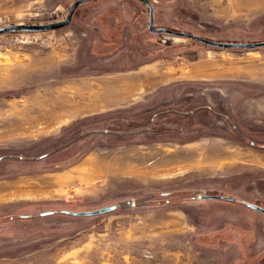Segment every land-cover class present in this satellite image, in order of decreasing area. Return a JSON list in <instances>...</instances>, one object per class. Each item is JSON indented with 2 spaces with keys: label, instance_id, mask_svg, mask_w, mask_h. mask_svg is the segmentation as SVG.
<instances>
[{
  "label": "rangeland",
  "instance_id": "1",
  "mask_svg": "<svg viewBox=\"0 0 264 264\" xmlns=\"http://www.w3.org/2000/svg\"><path fill=\"white\" fill-rule=\"evenodd\" d=\"M73 1L0 0V27ZM148 1L156 27L264 41V0ZM0 132V264H264V47L88 0L0 35Z\"/></svg>",
  "mask_w": 264,
  "mask_h": 264
},
{
  "label": "water",
  "instance_id": "2",
  "mask_svg": "<svg viewBox=\"0 0 264 264\" xmlns=\"http://www.w3.org/2000/svg\"><path fill=\"white\" fill-rule=\"evenodd\" d=\"M88 0H74L65 14L64 18L58 21L53 22H47V23H41V24H24V23H16L6 26L0 27V35L5 33H11V32H44V31H51V30H57L60 28H63L70 24L72 15L76 8ZM141 3H143L147 9H148V30L155 34H166L170 36H175L183 39H187L190 41H194L197 43H200L205 46L218 48V49H255V48H261L264 47V41L259 42H237V41H217V40H211L207 39L201 36H197L194 34H190L187 32L182 31H176L168 28L163 27H155L153 22V5L148 0H139ZM201 199H231L224 196H201ZM250 208L254 209L255 211L261 213L264 215V208L257 206V205H249ZM115 206L105 207L102 209H98L95 211H88V212H69L73 215H94V214H100L104 212H108L112 209H114Z\"/></svg>",
  "mask_w": 264,
  "mask_h": 264
},
{
  "label": "bare ground",
  "instance_id": "3",
  "mask_svg": "<svg viewBox=\"0 0 264 264\" xmlns=\"http://www.w3.org/2000/svg\"><path fill=\"white\" fill-rule=\"evenodd\" d=\"M127 88H128V86H127ZM125 89H126V88L123 89V90H124V94L126 93ZM102 104H103V103H102ZM102 104H101V105H102ZM99 105H100V104H99ZM41 118L46 119V118H48V115H42ZM51 118H53V117H51ZM16 126H18V125H15V127H14V128H11L10 130H11V131H12V130H16ZM22 128H23V127H22ZM1 134H3V133L0 132V135H1ZM215 152H216V151H215ZM176 153H177V152H176ZM189 153H190V152H189ZM181 154H182V153H181ZM186 154H187V153H186ZM203 154H204V153H203ZM203 154H202V156H203ZM218 154H219V153H218ZM186 157H187V156H186ZM200 159H201L200 161L202 162L203 158L201 157ZM196 163H197V162H196ZM200 164H201V163H200ZM215 164H216V163H215ZM204 165H205V164H204ZM217 165H218V164H217ZM185 167H186V166H185ZM187 167L190 168L191 165H187ZM198 167H200V166L198 165ZM201 167H202V166H201ZM219 167H220V166H219ZM170 169H171V168H170ZM181 169H182V168H181ZM186 169H187V168H186ZM165 170H166V169H165ZM165 170H164V171H165ZM167 170H168V169H167ZM167 170H166V171H167ZM164 171H162V172H164ZM184 171H185V170H184ZM169 172H170V171H169Z\"/></svg>",
  "mask_w": 264,
  "mask_h": 264
},
{
  "label": "flooded vegetation",
  "instance_id": "4",
  "mask_svg": "<svg viewBox=\"0 0 264 264\" xmlns=\"http://www.w3.org/2000/svg\"><path fill=\"white\" fill-rule=\"evenodd\" d=\"M154 14V13H153ZM154 22V21H153ZM156 27V26H155ZM157 28H159V27H157ZM164 28V27H163Z\"/></svg>",
  "mask_w": 264,
  "mask_h": 264
}]
</instances>
